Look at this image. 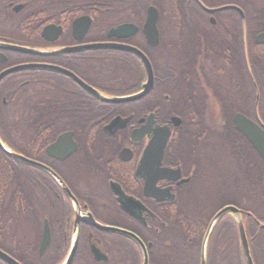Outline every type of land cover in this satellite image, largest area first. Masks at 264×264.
I'll return each mask as SVG.
<instances>
[{
  "label": "flooded vegetation",
  "instance_id": "af4514ba",
  "mask_svg": "<svg viewBox=\"0 0 264 264\" xmlns=\"http://www.w3.org/2000/svg\"><path fill=\"white\" fill-rule=\"evenodd\" d=\"M140 3L0 0V44L46 53L0 49V74L26 67L0 81V141L30 162L0 150V251L18 264H246L234 214L209 229L226 206L254 263L246 218L264 224L238 204L264 214V0H158L155 46ZM120 25L136 31L108 36ZM95 45L143 53L149 88L138 57Z\"/></svg>",
  "mask_w": 264,
  "mask_h": 264
},
{
  "label": "water",
  "instance_id": "95a60500",
  "mask_svg": "<svg viewBox=\"0 0 264 264\" xmlns=\"http://www.w3.org/2000/svg\"><path fill=\"white\" fill-rule=\"evenodd\" d=\"M227 9H230V7H223V8L218 9L217 11H222V10H227ZM209 12H213V11H209ZM157 17H158L157 10L154 7H148L146 10V20H145V24L143 26V33H144V36L146 38L148 45H150V46H155L157 44V40H158L157 31H156ZM50 29H51L50 27L45 28L43 30L42 35L44 36L46 33L49 32ZM135 31H136V28L133 25H120V26L112 28L108 32V36L119 38V37H124L125 35H131ZM103 47L132 53L133 55L138 57L142 61L144 68L146 70V73H147L148 82H147V85L145 87L149 88L150 83H151V77H152L151 67H150L149 62L143 53H141L140 51H138L134 48L122 46V45H95V46H93L94 49L103 48ZM0 49L6 50V51L20 52V53H24V54L46 55L45 52H42L39 50H30L27 48L17 47V46L9 45V44H0ZM25 68L26 67H16V68H12V69H9V70L2 72L0 74V81L4 77H6L7 75H10V74L17 72V71H20V70H23ZM144 94H145V91L142 94L135 95L132 97H128L125 99H120L117 101L134 100V99H137L138 97H140V95H144ZM171 121L175 126H177L180 123L179 119H177V118H173ZM233 123H234L235 128L240 133H242L247 139L253 141L257 137H259L258 133L253 132V128L255 126L248 119H246V117H244L243 115L236 114L234 116ZM168 136H169V130L167 128H160L159 129L160 155L162 153L163 147L165 145V142H166ZM257 148H258L260 154H262L264 156L262 148H260V147H257ZM151 149H152V147L150 145L147 152L150 153ZM0 150L7 156L15 157L24 163H30L20 156L13 155L9 151V149L1 141H0ZM226 213H232L237 217V228H238L239 240H240V244H241V248H242V252H243L245 262H246V264H253L250 253H249V248H248V244H247V239H246L242 219L239 215V211L236 208H234L232 206H226V207L222 208L213 217V219L209 225V229H211L214 226V224L218 221V219H220ZM262 227H264V226H262ZM99 228L103 229V227H99ZM0 260L2 262H4L5 264H18L15 261H13L12 259H10L7 255L2 253L1 251H0Z\"/></svg>",
  "mask_w": 264,
  "mask_h": 264
},
{
  "label": "trees",
  "instance_id": "16d2710c",
  "mask_svg": "<svg viewBox=\"0 0 264 264\" xmlns=\"http://www.w3.org/2000/svg\"><path fill=\"white\" fill-rule=\"evenodd\" d=\"M139 1L141 2L140 6L142 8L143 15H144L147 7H149V6L157 7V2H158V0H139ZM159 1H162V2H164V4H166V2L168 0H159ZM178 3L183 4V0H178ZM180 14L182 15V17L177 16V12H176V18H175L176 20H187V18L185 17V13L181 12V13H179V15ZM10 127L11 126H10V124L7 123V120L1 116V119H0V136H1V138H3V142L4 141L6 142V135L9 132ZM230 128H231V120L228 119V122L226 124L225 129H226V131L230 132ZM0 183L2 186V182H0ZM238 206H239V208H241L243 210L253 212V214L255 215V218H257L258 221H260L261 223L264 224V214H262V212L260 214H258L257 211H251L252 209L249 206H247L246 204L239 203ZM246 220H247L246 228L247 229H251V228L254 229L253 230V236H254V251L255 252L253 255L254 256V258H253L254 263L253 264H264V228L253 225L250 222V220L247 218H246ZM240 257H241V251H240Z\"/></svg>",
  "mask_w": 264,
  "mask_h": 264
}]
</instances>
